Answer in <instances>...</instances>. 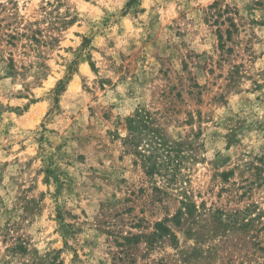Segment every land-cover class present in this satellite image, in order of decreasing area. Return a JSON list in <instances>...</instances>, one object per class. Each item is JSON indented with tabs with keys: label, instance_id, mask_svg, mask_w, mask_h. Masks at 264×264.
I'll return each instance as SVG.
<instances>
[{
	"label": "clouds",
	"instance_id": "9594fccd",
	"mask_svg": "<svg viewBox=\"0 0 264 264\" xmlns=\"http://www.w3.org/2000/svg\"><path fill=\"white\" fill-rule=\"evenodd\" d=\"M0 264H264V0H0Z\"/></svg>",
	"mask_w": 264,
	"mask_h": 264
}]
</instances>
